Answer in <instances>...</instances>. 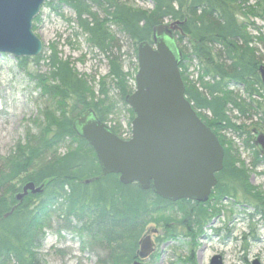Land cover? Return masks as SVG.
Instances as JSON below:
<instances>
[{"label":"trees","instance_id":"obj_1","mask_svg":"<svg viewBox=\"0 0 264 264\" xmlns=\"http://www.w3.org/2000/svg\"><path fill=\"white\" fill-rule=\"evenodd\" d=\"M150 1L152 10L121 0L58 3L75 11V22L89 43L109 60V74L99 83L97 97L90 80L70 59H63L56 47L49 48L48 57L33 59L36 66L45 59L47 70L29 75L41 96L48 98L50 107L42 113L39 135H32L31 142L0 159V264H46L39 251L56 217L66 222L64 228L84 234L89 244L103 253L100 264H133L139 241L150 225L174 231L176 220L166 215L168 212L178 213L180 223L194 238L226 199L240 205L237 198L241 195L253 207L256 202L264 213V195L250 184V171L238 166L232 142L221 135L223 131L241 129L232 123L229 110L246 114L243 102H238L231 88L243 87L249 97L264 93L259 76L262 66L249 31L255 24L248 23L253 19L264 21V0H255L254 4L249 0ZM46 5L55 7L52 3ZM166 22L182 24L183 33L175 36L183 55L180 71L187 100L225 149L223 171L217 174L218 185L206 204L187 200L171 203L156 196L152 189L144 191L139 184L123 185L117 175L102 177L95 151L73 129L74 121L88 110L108 123L116 110L109 99L111 89L125 105L127 96L134 93L129 85L132 74L124 72L121 57L113 52L120 53L121 47L112 29L134 46L137 56L138 46L143 42L152 44L153 29ZM40 23L41 16L34 21V32ZM185 39L188 43L182 46ZM193 62L200 67L196 82L188 74ZM27 63V58L19 60L22 68L26 69ZM130 113L134 119L132 109ZM111 130L121 138L117 129ZM252 139V134L246 132L245 146L254 149L252 166L258 168L264 158ZM61 146L68 148L64 155L58 154ZM27 183L42 187L43 192L29 193L20 203L16 197ZM72 221L80 227L72 226Z\"/></svg>","mask_w":264,"mask_h":264},{"label":"rangeland","instance_id":"obj_2","mask_svg":"<svg viewBox=\"0 0 264 264\" xmlns=\"http://www.w3.org/2000/svg\"><path fill=\"white\" fill-rule=\"evenodd\" d=\"M121 1L139 9H153L150 0ZM249 1L250 4L256 2ZM59 4H54V8L45 4L39 15L41 23L35 33L44 45L41 56L48 57L49 48L56 47L63 59H70L77 71L90 80L98 97V85L109 74V60L89 43L88 36L75 22L77 19L75 11L67 5ZM248 23L255 24L249 28L255 38L252 47H255L257 60L264 66V21L253 19ZM112 34L121 47L120 53L117 50L113 52L121 57L124 72L132 74L129 85L135 91L138 60L134 54V46L115 28L112 29ZM187 43L185 39L182 46H186ZM19 60L21 59L0 54V159L8 158L20 145L31 142L32 135H39L40 125L44 120L42 113L50 107L48 98L41 96V90L29 75L45 72L47 70L45 59L38 66L33 59H28L26 69L19 65ZM199 73L200 67L197 62L190 64L188 71L190 80L196 82ZM231 91L235 93L239 103L243 102L242 107L246 114L241 115L230 108L228 115L232 123L241 129L223 131L221 135L232 142L238 166L250 171V184L264 195V164L258 168L253 167L254 150L245 146L246 132L251 133L252 138L253 130L264 133V93L249 97L243 87H233ZM109 93V99L116 104V110L109 117L107 125L117 129L123 140H129L132 137V122L135 117L132 119L131 108L121 101L115 90L111 89ZM67 150L66 146H61L58 154L64 155ZM237 201L240 205L231 199H226L218 205L219 211L214 213V217L195 238L191 237L187 228L180 223L178 213L168 212L166 215L171 214L176 220L172 224L175 232H171L172 228L166 230L155 224L148 227V230L157 229L158 234L153 235L156 251L145 263L210 264L214 256L220 255L224 264H248V261L251 263L255 258L264 264V213L260 217L257 216V203L255 202L253 207L244 201L241 195ZM261 212L263 210H260ZM65 224L64 220L56 217L52 220L51 227L46 230L39 251L43 261L46 264H100L99 256L103 253L89 244L87 236L64 228ZM71 225L80 227L74 221ZM171 233L174 236L169 237Z\"/></svg>","mask_w":264,"mask_h":264},{"label":"water","instance_id":"obj_3","mask_svg":"<svg viewBox=\"0 0 264 264\" xmlns=\"http://www.w3.org/2000/svg\"><path fill=\"white\" fill-rule=\"evenodd\" d=\"M61 1L0 0V54L16 59L40 57L44 45L33 31L34 21L45 4ZM181 25L157 26L153 45L138 46L136 89L126 98L135 114L130 140L115 135L93 110L78 117L73 129L95 151L102 177L117 175L123 185L139 184L171 203L206 204L218 185L217 174L223 171L225 149L187 100L180 71L183 55L174 35L183 33ZM259 74L264 85V66ZM253 132L254 144L264 156V133ZM42 192V187L28 183L16 199L21 203L29 193ZM157 234V229L147 230L133 264H146L153 256V235ZM210 264H224L223 257L214 256ZM252 264L261 262L256 259Z\"/></svg>","mask_w":264,"mask_h":264},{"label":"flooded vegetation","instance_id":"obj_4","mask_svg":"<svg viewBox=\"0 0 264 264\" xmlns=\"http://www.w3.org/2000/svg\"><path fill=\"white\" fill-rule=\"evenodd\" d=\"M254 138H255V134H253V139H252V144H253L254 147H255V144H254ZM253 150H254V149H253ZM263 158H264V156L262 155V156H261V159H263ZM208 202H209V201H208ZM208 202H207V203H208ZM256 210H257V211H256V215L259 216V217L262 216V215H261L262 213H260V209H256ZM256 259L259 260L258 258H255L254 260H256ZM254 260H253V261H254ZM253 261H252V262H253ZM259 261H260V260H259ZM252 262L250 263V262L248 261V264H252ZM260 262H261V261H260ZM261 264H262V263H261Z\"/></svg>","mask_w":264,"mask_h":264},{"label":"bare ground","instance_id":"obj_5","mask_svg":"<svg viewBox=\"0 0 264 264\" xmlns=\"http://www.w3.org/2000/svg\"><path fill=\"white\" fill-rule=\"evenodd\" d=\"M260 76V75H259ZM215 133V132H214ZM253 134H254V132H253ZM218 137V136H217ZM256 146V145H255ZM257 147V146H256ZM259 150V149H258Z\"/></svg>","mask_w":264,"mask_h":264}]
</instances>
